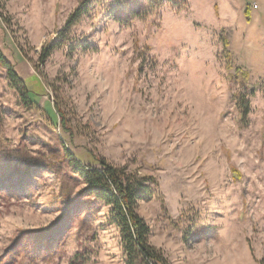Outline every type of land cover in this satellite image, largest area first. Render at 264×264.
I'll return each mask as SVG.
<instances>
[{
	"label": "rangeland",
	"instance_id": "rangeland-1",
	"mask_svg": "<svg viewBox=\"0 0 264 264\" xmlns=\"http://www.w3.org/2000/svg\"><path fill=\"white\" fill-rule=\"evenodd\" d=\"M82 1L0 0V49L37 95L0 64V264H129L65 148L154 179L136 212L169 264H264V0L248 23L247 0H91L62 40ZM238 69L261 86L245 119Z\"/></svg>",
	"mask_w": 264,
	"mask_h": 264
},
{
	"label": "trees",
	"instance_id": "trees-1",
	"mask_svg": "<svg viewBox=\"0 0 264 264\" xmlns=\"http://www.w3.org/2000/svg\"><path fill=\"white\" fill-rule=\"evenodd\" d=\"M90 1L91 0H83L69 15L65 28L58 33L60 37H63L62 40L66 36L65 32H67L71 26L79 23L82 16L91 10L90 6L92 2ZM250 10H254L252 0H247L246 7L243 11L247 23L251 18ZM58 45H60V42H58L57 45L51 44L45 47L40 56L41 62H44L51 54L52 50ZM228 45V40L223 37L224 50ZM224 52H226L227 65L231 68V54L227 49ZM0 64L7 70L11 82L19 89L23 99L33 103L37 96L36 93L27 89L25 83L18 74H16L13 65L7 61L1 49ZM233 76L232 77L236 79L238 85L235 101L238 108L241 109L242 117L245 119L250 112L249 99L260 90L261 86L252 83L249 74L239 69L236 70V74ZM55 110L64 128V114L58 107H55ZM64 159L68 161L71 169L75 173H78L83 179L86 186L84 192L89 196L91 195L96 202L110 207V222L119 230L122 248H124L128 263L135 264L140 261L142 264H169L160 250L149 244V227L136 212L137 205L141 200L153 199V185H156L154 179L150 177H137L129 174L123 168L108 163L106 159L98 158L93 155H90L91 163H88V165L84 164L78 156H74L66 148Z\"/></svg>",
	"mask_w": 264,
	"mask_h": 264
},
{
	"label": "built area",
	"instance_id": "built-area-1",
	"mask_svg": "<svg viewBox=\"0 0 264 264\" xmlns=\"http://www.w3.org/2000/svg\"><path fill=\"white\" fill-rule=\"evenodd\" d=\"M253 1V0H252ZM254 3L252 2V5H253ZM253 7H254V5H253Z\"/></svg>",
	"mask_w": 264,
	"mask_h": 264
}]
</instances>
